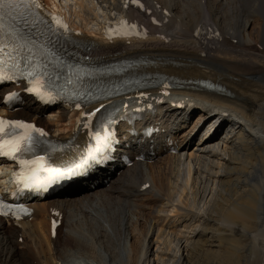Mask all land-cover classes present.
I'll return each mask as SVG.
<instances>
[{"label":"bare ground","instance_id":"obj_1","mask_svg":"<svg viewBox=\"0 0 264 264\" xmlns=\"http://www.w3.org/2000/svg\"><path fill=\"white\" fill-rule=\"evenodd\" d=\"M49 1L41 0L44 9L66 19L90 64L131 61L143 66L148 82L169 80L175 88L158 86L82 110L66 104L51 108L45 119L46 110L25 95L24 84L0 89V115L37 121L60 143H86L84 125L100 111L123 118L141 110L142 117L119 131L127 139L122 148L134 157L143 154V161L126 168L117 158L84 168L53 194L24 200L25 211L14 219L18 229L12 228L25 240L21 248L35 253L37 264H264V0H240L239 12L221 14L216 22L225 32L213 21L210 0H189L179 15L167 2L162 14L160 0H149L141 11L126 0H100L118 14L108 13L95 31L84 30L82 21L72 24ZM125 18L136 31L146 25L149 36L106 41L110 27ZM204 80L215 91L201 90ZM12 90L21 92L26 107H4V93ZM207 125L216 134L198 137ZM148 129L155 134L144 138ZM75 158L68 154L62 162ZM15 169L0 162V191ZM54 220L65 229L60 247L51 232ZM8 229L0 223L2 259L16 256Z\"/></svg>","mask_w":264,"mask_h":264},{"label":"snow or ice","instance_id":"obj_2","mask_svg":"<svg viewBox=\"0 0 264 264\" xmlns=\"http://www.w3.org/2000/svg\"><path fill=\"white\" fill-rule=\"evenodd\" d=\"M30 6L38 8L39 4L36 3V0H0V84L27 79L29 93L41 100L46 97L50 99L51 91L47 88L44 73L37 70L39 65L35 64L32 59H26L24 62L28 67H21V60L24 58H17L14 55L17 48L6 42L5 26L2 22L4 10ZM52 22L58 29L67 31V26L58 17H53ZM123 23L126 25V22ZM5 49H9V51H5ZM29 51L31 52V49ZM32 55L34 56L35 53ZM14 99H18V95L11 93L5 97V102L10 103ZM84 126L87 127L86 124ZM45 135L43 130L36 128L33 124L0 119V158H7L19 165L20 171L16 175V182L18 185H22V189L46 188L49 184L75 174L76 169L83 167V163H87L86 159L83 163L75 166H53L45 156L36 154L37 147L42 143L40 138ZM111 136L108 129H104L103 134L96 133L93 137L96 146L89 151L88 159L94 160L96 158L94 153H99L102 148L109 146Z\"/></svg>","mask_w":264,"mask_h":264},{"label":"rangeland","instance_id":"obj_3","mask_svg":"<svg viewBox=\"0 0 264 264\" xmlns=\"http://www.w3.org/2000/svg\"><path fill=\"white\" fill-rule=\"evenodd\" d=\"M161 1H162L161 6H162V8L164 7L163 9H161V13L162 14L165 13L163 11H166V9H165L166 8V5H164L163 2H167L169 4V6L174 9L173 10V13L175 12L176 15H179V14H182L184 12L185 9H182V8L188 3L189 0H164V1L163 0H160V2ZM76 2L83 3L84 4L85 12H84L83 9H81L77 5ZM210 2H211V4H210ZM239 2H240V0H210L209 1V5H208L209 6L208 10H211L212 13L210 11H209V13H211L212 15H214V16H212L213 21L217 24L218 22H216V21L222 19V17H223L222 15H224L225 12L227 14L233 12V10H234V13L239 12V8H240V3ZM48 3L50 5L57 4L61 8V11H63V13L65 12L66 18H68V19L71 18L72 19V24L79 25L80 24L79 22L82 21L83 23L81 22L80 25L82 26V28L84 26V30L91 29L92 31H95L98 28V22L100 23L104 19H107V16L106 15L108 13L111 14V16H116L118 14V12L116 10H112V12L109 11L108 10V5L107 4H104L100 0L99 1L98 0H81V1L80 0H50ZM144 3L146 4L147 7L150 5V1L149 0H144ZM216 3H220V4H217L216 5ZM175 8H177V9L175 10ZM229 10H230V12H229ZM150 11L152 12V10H150ZM68 12H70V14ZM71 13H72V15H71ZM73 13H75V14H73ZM77 13H79V16H78ZM80 14H81V16H80ZM94 14H96L97 17H99L100 19L97 18V17H95ZM98 14H99V16H98ZM227 14H226V16H227ZM152 15H153V13H152ZM80 18H82V19H80ZM83 19H84V21H83ZM89 20H91V21H89ZM98 20H100V21H98ZM88 21H89V23H88ZM85 22L88 24V26H87V24ZM217 25L225 32V29L222 28L221 23H219ZM195 114L198 115V113H195ZM195 114H193L192 117L190 118V121H188L189 122L188 126H191V125L194 124V122H195V118H194L195 117ZM45 117L46 116H44L43 118L45 119ZM208 121L209 120H207V123H208ZM197 141H198L197 138L194 139L193 142H192L193 145H196L197 143H199ZM151 205H152V202H150V206ZM150 212H151V209L150 208L147 209V214H149ZM69 213H70V211L67 210L66 211V219H67V221H69V225H72L73 224V222L71 221L72 215H70ZM67 215H68V217H67ZM0 223H3V224L5 223V225H7V227L9 228L7 230V232L5 233V236L7 238V237H9V236L12 235V237L10 238L11 239V246L12 247L15 246L14 248H15V251H16L15 252L16 253V256L14 258L11 257V254L9 253V255H7V257L4 256L3 259L2 258H0V259L5 263L6 262V258H7V260H10V264L11 263L12 264H37V263L34 262V259H35L34 257H35L36 254L35 253H28L26 250H23L21 248V246H22V244L24 243L25 240H24V238H22V237L20 238L19 235L15 234L13 232V229L14 228L15 229H18L17 226L14 224V221L13 220L12 221H9L7 219L0 218ZM77 228L79 229V226H77ZM66 230H67V228H66ZM53 239H54V241H56V246L57 247H60V245L63 242H65V240H66V234H65V229H64L63 226H60L59 227V230H57V235L55 237L53 236ZM3 242H4V245H5V250L7 251L8 248H9V243H7L6 241H3ZM25 249H27V247H25ZM0 255L3 256V255H6V253L4 254V251L0 249Z\"/></svg>","mask_w":264,"mask_h":264}]
</instances>
